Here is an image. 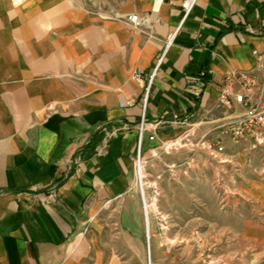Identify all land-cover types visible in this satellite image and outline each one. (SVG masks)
I'll use <instances>...</instances> for the list:
<instances>
[{
    "label": "crops",
    "instance_id": "crops-1",
    "mask_svg": "<svg viewBox=\"0 0 264 264\" xmlns=\"http://www.w3.org/2000/svg\"><path fill=\"white\" fill-rule=\"evenodd\" d=\"M183 1L0 0V264H121L111 233L141 243L132 157L150 75L145 121L165 123L145 158L221 117L222 77L264 52V0H195L186 16ZM244 223L238 240L264 239Z\"/></svg>",
    "mask_w": 264,
    "mask_h": 264
},
{
    "label": "rangeland",
    "instance_id": "rangeland-1",
    "mask_svg": "<svg viewBox=\"0 0 264 264\" xmlns=\"http://www.w3.org/2000/svg\"><path fill=\"white\" fill-rule=\"evenodd\" d=\"M222 143L223 164L199 149L160 147L148 158L156 210L147 234L142 216L141 243L111 233L121 264H264V239L250 247L235 236L246 221L264 231V151Z\"/></svg>",
    "mask_w": 264,
    "mask_h": 264
},
{
    "label": "built area",
    "instance_id": "built-area-1",
    "mask_svg": "<svg viewBox=\"0 0 264 264\" xmlns=\"http://www.w3.org/2000/svg\"><path fill=\"white\" fill-rule=\"evenodd\" d=\"M195 0H184L182 9L186 16L192 8ZM132 29H138L143 23L136 15L126 17ZM171 37L166 41L169 45ZM254 64L246 70L229 69L222 77L221 84L215 99L214 108L221 110L223 115L217 119L189 125L188 129L171 141L161 144L164 150L178 151L189 149L194 152L196 149L203 150L215 162L225 163L223 138H227L235 145H243L250 151H264V52L252 51ZM154 73L149 77V84L144 90L142 97V113L136 125V145L132 157L133 187L139 199L140 209L144 224L149 221V216L154 214L152 206L155 207L158 197V189L155 181L147 180V167L149 159L143 155V139L145 133L153 131L164 121H145V106L149 87ZM133 79L138 81L139 75ZM197 93V91L195 92ZM209 111L205 115H209ZM178 125H185L177 117L173 119ZM206 123L211 127L199 138H194L196 129ZM194 138V139H193ZM148 140H154V135H149ZM155 156V154H153ZM188 165V164H187ZM156 209V208H155Z\"/></svg>",
    "mask_w": 264,
    "mask_h": 264
},
{
    "label": "bare ground",
    "instance_id": "bare-ground-1",
    "mask_svg": "<svg viewBox=\"0 0 264 264\" xmlns=\"http://www.w3.org/2000/svg\"><path fill=\"white\" fill-rule=\"evenodd\" d=\"M155 210H156L155 207L152 206V211H155ZM148 228H149V225H148V220H147V223H146V234L148 233V232H147V229H148Z\"/></svg>",
    "mask_w": 264,
    "mask_h": 264
}]
</instances>
